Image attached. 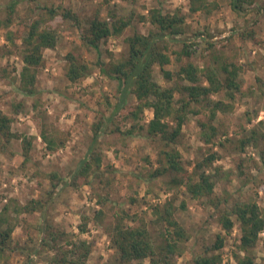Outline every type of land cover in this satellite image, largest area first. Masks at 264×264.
<instances>
[{
	"label": "rangeland",
	"instance_id": "374dc122",
	"mask_svg": "<svg viewBox=\"0 0 264 264\" xmlns=\"http://www.w3.org/2000/svg\"><path fill=\"white\" fill-rule=\"evenodd\" d=\"M108 1H26L17 5L9 26L0 27V109L8 115L12 113L10 127L17 134L8 143L7 151L0 150V211L5 205L8 206L6 215L14 226L12 244L17 247L6 251L7 257L1 259L0 264H59L51 261L50 257L60 256L61 249L40 244L43 236L40 226L44 218L69 233L72 241L85 239L89 243V254L83 264H120L105 228L112 225L121 210L125 209L146 222L151 238L159 244L162 228L152 221L157 217L152 206H161L168 199L175 207V218L187 232V240L178 248L179 254L171 256L174 264H188L193 255L203 250L202 245H209L217 233L225 237L220 250L223 260L233 261L231 251L236 249L240 235L237 225L230 232H225L217 222L210 220L211 208L205 200L189 197L184 192L183 183L170 184L168 174L146 180L148 170L157 165L156 152L160 145L142 135L144 129H136L132 136L119 133L99 136L98 146L103 153L101 170L107 174L104 184L98 183L93 176H89L86 182L71 184L72 173L91 143V124L101 113L111 115L117 102V82L100 72L96 63L97 52L82 45L79 30L72 20H65L60 15L50 20L45 9L39 6H53L58 12L62 8H69L79 16L82 26L97 10L100 11L99 16L106 19H110L107 16L109 10L131 16V24L120 35H110L102 41L100 58L104 63L115 62L123 56L126 36L135 30L143 34L151 31L153 27L147 20L149 10L159 8L162 13L178 15L183 19L182 33L168 42L170 61L165 65L166 69L173 71L185 61H177L172 52L179 49L183 41L189 42L191 39L198 41L191 58L201 67L219 59L222 54L240 65L242 88L233 99H225L230 106L228 110L216 111L214 119L218 122L219 131L214 142L205 144L199 139L201 129L197 121H208L210 107L200 102L196 106L199 112L190 114L183 124L176 147L188 171L207 155V147L215 151L216 156L208 166L211 173L218 169L215 193L221 199L255 200L263 206L264 161L252 145L245 146L243 150L236 148V145L238 139L259 121H262L261 130L264 133V0H252L251 4H244L239 12L232 10L230 0ZM7 2L0 0V7ZM38 4V7H32ZM191 5L200 7L192 10ZM34 20H40V28H54L57 41L53 48L42 50L34 85L38 93L26 97L15 92L13 87L19 86L21 38ZM250 30L254 31L252 38H242L239 34ZM7 34L13 36L15 43L7 39ZM68 51L79 53L90 68L88 76L77 83H71L65 77ZM158 69L154 65V77L165 85L158 76ZM220 98L223 99L220 93L210 96L213 100ZM126 99L123 106L128 108L134 96L128 94ZM17 102H22L23 107L13 113L12 105ZM127 108L119 110L125 113ZM117 115L118 119L115 120L120 127L128 128L132 120H125L119 112ZM151 117L152 110L147 108L141 122L145 123ZM40 122L45 124L47 134L52 133L57 136L55 138L63 139V145L47 150ZM26 139L31 144L25 156L22 146ZM148 158L150 163L146 160ZM51 171L57 172L63 180L53 190L47 176ZM48 192L51 194L47 195ZM98 193L107 194L109 198L103 207L97 204ZM131 198L135 200L131 202ZM31 199H41L44 205L32 212L21 211L20 207ZM100 207L103 211L101 222L95 220L94 216L95 209ZM83 216L88 217L87 230L80 232L78 225ZM62 244L69 247L66 242ZM251 252L254 264H264V229ZM142 264H148V260L144 259Z\"/></svg>",
	"mask_w": 264,
	"mask_h": 264
},
{
	"label": "trees",
	"instance_id": "16d2710c",
	"mask_svg": "<svg viewBox=\"0 0 264 264\" xmlns=\"http://www.w3.org/2000/svg\"><path fill=\"white\" fill-rule=\"evenodd\" d=\"M26 1L38 3V0H8L3 7H0V27H8L17 5ZM105 2L109 3L108 0ZM229 3L232 10L239 12L243 10L244 4H251L252 0H230ZM38 6L39 4L32 7ZM199 7V5H191L192 10ZM39 8L45 9L50 20L56 15H60L65 20H72L73 25L79 30V40L82 45L97 52L96 63L100 72L117 82L115 89L117 102L113 106L111 115L105 116L101 113L99 118L91 124L92 140L85 156L81 158L72 173L71 184L86 182L89 176L95 177L98 183L104 184L107 174L101 170L103 153L98 146L99 136L109 133L132 136L136 129H144L145 133L142 135L158 146L160 145L156 152L157 165L148 170L146 180L168 174L170 184L183 183L184 192L189 197L205 200L211 208L210 220L217 222L221 229L230 232L234 225H237L240 230L236 249L231 251L233 261L231 259L223 260L220 250L224 246L225 237L222 233H217L209 245H202L203 250L199 254L193 255L188 264H254V255L251 249L255 246L259 233L264 229V205L260 206L255 200L221 199L214 190L218 169H215L214 173L208 171V166L216 156L215 151L207 147V155L197 161L191 171H188L183 164L181 153L176 147L183 124L188 120L190 114L199 112L196 106L200 102L210 107L208 121H197L201 129L199 139L205 144L214 142L219 131L218 122L214 119L216 111L228 110L230 106L226 100L233 99L234 95L240 92L243 83L240 78L242 67L236 62L228 60L223 54L219 56L220 60L216 58L209 65L201 67L191 58L195 52L194 48L198 44L197 39H191L189 42L183 41L182 46L172 52L177 61L182 59L185 61L173 71L166 69L165 65L170 61L167 52L168 42L182 33L183 19L178 15L162 13L159 8L149 10L147 20L153 29L146 34L135 30L134 33L126 36V48L123 56L115 62L104 63L100 58L102 41L110 35H120L124 28L131 24V16L119 15L116 11L109 10L107 16L110 19H106L100 17V11L97 10L82 26L79 16L69 8H62L59 12L53 6L43 5ZM40 24V20L32 21L21 38L22 67L19 86L13 88L15 92L26 97L38 93L34 85L36 67L42 60V50L53 48L57 41L56 30L52 27L40 28ZM239 34L242 38H252L254 31L240 32ZM7 39L15 43L10 34H7ZM66 58L68 61L65 72L67 81L77 83L88 76L90 68L79 53L68 51ZM222 58L223 60H221ZM154 65L158 66V76L165 85H161L154 77ZM219 93L222 94L223 99H210L212 94ZM128 94L134 96V101L130 102L127 108L123 105L127 101ZM36 102L37 99L33 106L36 105ZM107 104H109L108 100ZM12 107L14 113L23 107V103H14ZM122 107L127 108L125 113L119 110ZM147 108L152 110V117L143 123L141 119ZM117 112L122 114V118L125 120H132L128 128H121L115 120V118L118 119ZM11 120L12 113L8 115L0 109V150L2 151H7L8 143L12 138L17 137V134L11 131ZM40 124L42 139L47 150L63 145V139L55 138L57 136L52 133L47 134L45 124L41 122ZM261 124L262 121L253 124L248 133L238 139L236 148L243 150L245 146L252 145L258 150V156L264 161V133L261 130ZM30 144L31 141L27 139L23 142L25 156L30 149ZM11 152L10 150L9 153L11 154ZM146 160L149 162V158ZM47 176L52 190L63 181L55 171H51ZM49 192L47 195L51 194ZM108 199L107 194H97V204L102 207L105 206V201ZM134 200L130 199L131 202ZM43 205L44 201L41 199H31L20 207V210L32 212L39 210ZM174 208L170 199L161 206H152V210L157 214V217L152 221L162 228L159 233L162 240L159 244L154 243L143 219H140L135 213L130 214L122 209L113 224L105 228L109 233L110 246L115 249L118 262L125 264L136 261L137 264H142V261L147 259L148 264H174L171 256L179 254L180 244L187 240L186 229L175 218ZM7 209L8 206L5 205L0 211V260L7 257L6 251L17 248L12 244L11 233L14 226L6 215ZM14 209L18 211L16 207ZM94 216L95 220L102 221L101 207L95 209ZM87 220L88 217L83 216L78 225L80 232L87 230ZM40 230L43 232L40 240L41 246H54L56 249H61V255H53L50 257L51 261L59 264L84 263L90 248L85 239L72 241L69 233L45 218ZM63 242H66L68 244L66 246L69 247H64ZM241 252L242 254H240ZM75 253L76 257L74 258Z\"/></svg>",
	"mask_w": 264,
	"mask_h": 264
}]
</instances>
